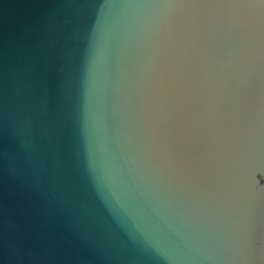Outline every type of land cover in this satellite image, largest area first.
I'll list each match as a JSON object with an SVG mask.
<instances>
[{
    "label": "water",
    "instance_id": "obj_1",
    "mask_svg": "<svg viewBox=\"0 0 264 264\" xmlns=\"http://www.w3.org/2000/svg\"><path fill=\"white\" fill-rule=\"evenodd\" d=\"M0 264H264V0H0Z\"/></svg>",
    "mask_w": 264,
    "mask_h": 264
}]
</instances>
